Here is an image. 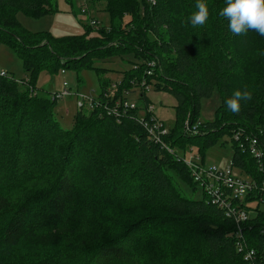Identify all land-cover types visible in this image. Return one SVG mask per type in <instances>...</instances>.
<instances>
[{"label":"trees","instance_id":"16d2710c","mask_svg":"<svg viewBox=\"0 0 264 264\" xmlns=\"http://www.w3.org/2000/svg\"><path fill=\"white\" fill-rule=\"evenodd\" d=\"M83 2L81 13L86 14L82 15L88 17L100 6L111 27L89 25L101 30L99 36L91 37L87 31V36L55 39L27 32L15 14H51L57 12V0H0V46L15 51L29 76L28 81L17 82L7 72L6 76L0 73V218L7 217L0 226V264H14L22 243L57 246L56 257L37 264H62V253L71 251L88 253L84 264H146L150 248L159 246L177 260L174 264H264L261 195L254 193L236 202L248 216L241 231L246 246L240 251L234 218L205 193L204 200L185 198L169 174L174 171L195 189L197 184L177 150L186 153L199 145L201 153L222 136L232 140L236 132L245 142L257 138L264 150V36L252 31L233 35L227 20L218 15L224 0H207L209 20L198 28L181 26L194 10L195 0ZM128 18L136 23L134 27H125ZM95 39L102 41L97 48L84 45ZM122 55H132L135 61L123 74L116 100H127V93L144 86L140 98L148 101L152 83L177 100L175 128L161 143L152 140L141 123L140 108L127 110L121 118L102 110H78L73 127L65 130L56 115L58 102L36 91L44 69L82 72L97 60ZM216 88L221 100L216 119L199 123L201 103L212 98ZM245 88L253 92V99L242 101L238 114L231 113L226 98ZM198 123L201 127L195 134ZM232 146V167L264 182L256 160L233 141ZM92 170L102 197L117 196V203L114 195L109 196L110 206L125 205L128 196L138 200L121 213L130 221L113 237L99 222L68 219L74 207L90 210L81 199L78 177L84 172L94 175ZM36 194L47 195L41 223L35 216L27 220V201ZM91 213L97 217L96 210ZM248 252H254L252 259H246Z\"/></svg>","mask_w":264,"mask_h":264},{"label":"rangeland","instance_id":"374dc122","mask_svg":"<svg viewBox=\"0 0 264 264\" xmlns=\"http://www.w3.org/2000/svg\"><path fill=\"white\" fill-rule=\"evenodd\" d=\"M83 0H57V12L37 17L31 13L18 11L16 18L21 26L29 33L39 34L44 33L52 36L55 39H75L87 36V31H91L90 36H99L100 29L92 30L89 28V17L82 15ZM96 10H92L91 17L100 21V28L109 29L111 21L109 15L105 12H99L102 7L97 6ZM97 11V12H96ZM125 27H134L135 22L129 18L126 21ZM88 27V28H87ZM145 27V33L151 36L149 30ZM101 40H91L85 42L84 45L88 48H97ZM91 45V46H90ZM93 46V47H92ZM135 61L132 55L113 56L110 58L97 60L93 67L85 69L82 72L68 71L64 69L51 70L49 68L40 72L36 80V91L39 96L49 97L51 93L57 94L63 91L64 83H67L71 89L72 94L79 92L81 95L93 96L97 98L102 91V87L108 86L111 89L112 85L119 83L123 79V74L133 68ZM100 69V70H96ZM7 72L11 79L17 82L28 81L29 76L25 73L22 60L15 53V51L7 46H0V73ZM154 84H150L147 89V99L145 101L140 98L141 88L135 89L129 95V101L137 104L141 109V115L146 116L148 109L154 107L153 114L163 121L168 130H173L176 125L175 107L177 106L176 98L163 89H155ZM21 90H24L23 85H19ZM58 106L56 108V115L61 128L68 130L73 127L75 115L78 112L77 100L74 96L56 99ZM220 93L216 88L214 95L210 99H204L201 103L199 123L214 121L216 119V111L220 106ZM148 105V106H147ZM13 139V138H12ZM192 151L184 153L183 150L178 149V153L185 158L197 156L198 154L204 158L205 165L209 168L217 166L218 168H225L232 163L234 149L232 140L229 135L222 136L219 140L213 143L210 147L206 148L203 152L199 153V145L192 146ZM190 149V150H191ZM187 166V165H186ZM236 173L241 175L243 179H249V176L242 174L241 170L235 168ZM94 175L89 173L80 174L78 177L79 192L81 199L85 204L90 206V210H84L81 207H74L68 213L70 221H78L84 219L92 222H99L107 231L108 237H113L114 234L121 232L127 225L130 219L121 217L123 211L129 210L138 204V200L134 196H128V202L115 208L110 206L109 196L115 194H105L102 197V192L99 189V184L96 182V173L91 171ZM169 174L174 178L179 186L182 195L190 200H204V190L201 185H197L194 189L189 182L182 179L174 171H169ZM47 195L36 194L32 195L29 201L30 211L27 220L35 216V220L41 223L43 219L42 211L47 202ZM264 208V206H262ZM95 217L91 211H95ZM7 221V217L0 218V226H3ZM150 246V245H149ZM150 253L147 256L146 264H174L177 263L176 259H171L166 255V250L158 248H150ZM58 248L55 245H43L38 243H22L15 251L13 263L14 264H37L38 261L43 259H50L56 257ZM62 264H84L89 254L82 251H71L62 253ZM197 260V259H196Z\"/></svg>","mask_w":264,"mask_h":264},{"label":"built area","instance_id":"2783aa9c","mask_svg":"<svg viewBox=\"0 0 264 264\" xmlns=\"http://www.w3.org/2000/svg\"><path fill=\"white\" fill-rule=\"evenodd\" d=\"M86 14L85 12H82ZM89 25L91 27L97 28L100 26V22L89 17ZM155 64L151 63L150 66L153 67ZM136 68V67H135ZM151 75L152 72L148 71ZM2 76H6L5 72H1ZM121 83H116L112 85L111 89L107 88L105 92H101L97 98L93 96H85L76 92L72 94L71 89L67 83L63 85V91L57 94H51V98L56 100L58 98H66L69 96H74L77 100V109L83 111H94L102 110L106 111L108 115L121 118L127 110L137 109V104L129 101V95L126 94V99L116 100L114 94L119 89ZM144 86L140 87L141 89ZM154 107L148 109L146 116L149 119L146 120L144 116L141 123L144 124L146 131L152 140L158 143L162 142L163 136L169 134V130L166 126L153 114ZM187 131L191 134H196L200 129L201 124L194 126V133L190 130L191 127L186 125ZM232 141L234 144L244 152L250 154L257 163L259 171L264 173V150L261 148L260 142L257 138H248L245 142L241 137V134L236 132L232 136ZM180 159H182L187 165L188 169L191 171L194 182L197 185H201L204 193L208 196V199L212 204L218 205L220 208L227 212L229 217H233L237 228L239 230V235L241 239L242 225L247 220L248 216L244 209H240L239 205L236 206V202L243 201L247 196L257 193L262 196V201L264 200V182L259 183L252 178L243 179L241 175L236 173V170L232 165L225 168H218L217 166L207 167L204 160L198 154L197 156H191L189 159L185 156L179 154ZM240 246V251L244 249L245 242L241 239L238 243ZM254 252H248L246 254V259H252Z\"/></svg>","mask_w":264,"mask_h":264},{"label":"clouds","instance_id":"9594fccd","mask_svg":"<svg viewBox=\"0 0 264 264\" xmlns=\"http://www.w3.org/2000/svg\"><path fill=\"white\" fill-rule=\"evenodd\" d=\"M224 3L225 6L218 15L227 20L228 30L233 35H246L252 31L264 36V0H224ZM209 15L207 0H195L194 10L181 21V26L204 27L209 20ZM252 99L253 92L249 89H236L224 103L228 111L238 114L241 102L247 103Z\"/></svg>","mask_w":264,"mask_h":264},{"label":"crops","instance_id":"0c3cea01","mask_svg":"<svg viewBox=\"0 0 264 264\" xmlns=\"http://www.w3.org/2000/svg\"><path fill=\"white\" fill-rule=\"evenodd\" d=\"M157 119H159V118H157ZM160 120V119H159ZM161 121V120H160ZM162 123H163V121H161ZM164 124V123H163Z\"/></svg>","mask_w":264,"mask_h":264}]
</instances>
